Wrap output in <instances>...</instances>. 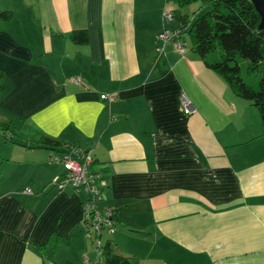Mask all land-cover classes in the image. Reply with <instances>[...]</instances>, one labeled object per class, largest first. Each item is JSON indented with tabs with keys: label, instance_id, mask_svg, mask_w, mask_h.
Masks as SVG:
<instances>
[{
	"label": "crops",
	"instance_id": "crops-1",
	"mask_svg": "<svg viewBox=\"0 0 264 264\" xmlns=\"http://www.w3.org/2000/svg\"><path fill=\"white\" fill-rule=\"evenodd\" d=\"M169 3L0 0L13 12L0 22V120L11 123L9 141L0 136V264L94 260L87 195L53 185L64 173L50 161L62 150L55 143L97 161L116 254L137 264H264L260 113L189 47L183 56L171 41L157 52ZM76 30L88 31V45L70 39Z\"/></svg>",
	"mask_w": 264,
	"mask_h": 264
},
{
	"label": "trees",
	"instance_id": "trees-1",
	"mask_svg": "<svg viewBox=\"0 0 264 264\" xmlns=\"http://www.w3.org/2000/svg\"><path fill=\"white\" fill-rule=\"evenodd\" d=\"M199 1L176 0V3L178 8L184 9ZM177 18L184 26L181 40H186L190 51L221 76L238 97L257 108L264 125V25L253 0H209L206 7H199L194 18L190 19L187 15ZM12 19V11L0 10V22H10ZM70 39L81 46L90 43L87 30L73 31ZM215 52H218L217 58L210 60L209 56ZM243 74L247 77L257 76V80L248 84ZM10 127V122L0 120V136L7 142ZM64 147L55 143L50 149ZM97 164L94 160L92 168L98 169ZM45 248L46 245L41 246L40 252L44 254ZM52 249L54 251L55 246ZM105 262L137 264L134 258L116 254L110 241L105 247Z\"/></svg>",
	"mask_w": 264,
	"mask_h": 264
},
{
	"label": "built area",
	"instance_id": "built-area-1",
	"mask_svg": "<svg viewBox=\"0 0 264 264\" xmlns=\"http://www.w3.org/2000/svg\"><path fill=\"white\" fill-rule=\"evenodd\" d=\"M170 11V12H169ZM164 22L174 21L171 10L164 14ZM184 26L179 23L173 30L164 29L158 35L160 47L157 52L161 53L164 46L175 41L178 51L187 55L188 47L185 41L181 40V34ZM102 100L113 101L117 99L114 94L101 95ZM181 103L188 114L192 113L190 109L191 101L185 95L181 97ZM50 161L59 163L63 166L64 173L55 179L53 185L59 190L70 186L76 192H84L88 199L84 204L83 223L86 226V237L91 241L95 257L92 261L87 255H84L85 264H105V247L107 237L114 234L116 230V221L113 218L112 208H102L104 200L102 173L98 169H93L94 156L91 151L84 150L77 146H65L60 152H55L50 156ZM25 193L30 194L29 189Z\"/></svg>",
	"mask_w": 264,
	"mask_h": 264
},
{
	"label": "rangeland",
	"instance_id": "rangeland-1",
	"mask_svg": "<svg viewBox=\"0 0 264 264\" xmlns=\"http://www.w3.org/2000/svg\"><path fill=\"white\" fill-rule=\"evenodd\" d=\"M150 2H153V1H156V0H148ZM209 0H200L199 2L187 7V8H184V9H180L178 8L177 6V3H176V0H170V3L168 4V8H170V5L172 6V9L175 10V13H177L179 16H183V15H187L189 16L190 19L194 18L195 17V12L199 9V7H206L207 4H208ZM168 8L163 12V15H162V20L164 18V14L166 13V11H168ZM171 9V8H170ZM170 12V11H169ZM174 13V11H173ZM172 13V14H173ZM168 27L169 28H172L174 25L172 23H167ZM218 56V52H215L213 54H211L209 56V59H216ZM257 77V76H256ZM252 76V77H247L246 74H243V78L245 80L246 83L248 84H252V82H254L255 80H257V78ZM255 84V83H254ZM2 138V137H1ZM3 142V141H2ZM10 146V145H9ZM5 167H2V169L0 170V178H1V174L3 173V171L5 170ZM2 180V178L0 179ZM84 229H85V233H86V226L84 224ZM86 236V235H85Z\"/></svg>",
	"mask_w": 264,
	"mask_h": 264
},
{
	"label": "water",
	"instance_id": "water-1",
	"mask_svg": "<svg viewBox=\"0 0 264 264\" xmlns=\"http://www.w3.org/2000/svg\"><path fill=\"white\" fill-rule=\"evenodd\" d=\"M253 2L257 11L259 12V14L263 19V25H264V0H253Z\"/></svg>",
	"mask_w": 264,
	"mask_h": 264
},
{
	"label": "bare ground",
	"instance_id": "bare-ground-1",
	"mask_svg": "<svg viewBox=\"0 0 264 264\" xmlns=\"http://www.w3.org/2000/svg\"><path fill=\"white\" fill-rule=\"evenodd\" d=\"M165 24H167V23H165ZM164 29H169V28H165V27H164L163 30H164ZM163 30H162V31H163ZM171 30H172V29H171ZM162 31H161V32H162ZM177 49H178V48H177ZM158 53H159V52H158Z\"/></svg>",
	"mask_w": 264,
	"mask_h": 264
}]
</instances>
